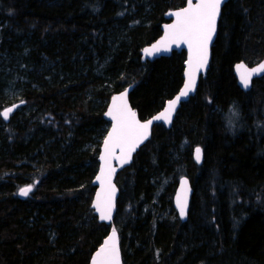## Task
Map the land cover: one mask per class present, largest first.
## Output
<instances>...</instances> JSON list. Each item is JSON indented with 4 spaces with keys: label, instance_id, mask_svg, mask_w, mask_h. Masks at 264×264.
Listing matches in <instances>:
<instances>
[{
    "label": "trees",
    "instance_id": "1",
    "mask_svg": "<svg viewBox=\"0 0 264 264\" xmlns=\"http://www.w3.org/2000/svg\"><path fill=\"white\" fill-rule=\"evenodd\" d=\"M186 2L0 0V54L25 53L31 68L19 98L0 93V264H90L113 227L123 264H264V77L244 92L234 73L264 60V0L225 5L197 94L118 174L113 226L91 208L112 95L133 86L146 120L183 85L185 52L143 63L142 50ZM184 176L193 195L183 223L173 198Z\"/></svg>",
    "mask_w": 264,
    "mask_h": 264
},
{
    "label": "snow or ice",
    "instance_id": "2",
    "mask_svg": "<svg viewBox=\"0 0 264 264\" xmlns=\"http://www.w3.org/2000/svg\"><path fill=\"white\" fill-rule=\"evenodd\" d=\"M223 0H197L193 4V0H187V7L175 12L176 21L168 27V33L164 40L152 45L150 49L144 51L151 55L154 52L168 51V45L173 43H186L190 50L191 56L189 58V71L187 73V80L179 94L171 101L168 102L167 107L153 119L170 123L172 114L176 110V105L182 98L187 97L189 93L194 91L196 87V73L204 68L208 63V48L212 40V36L216 31L217 18L220 14V7ZM244 69L240 73V80L245 88L250 84L251 77L257 72H264V63L260 64L258 68L248 71L243 64L237 65V70ZM122 103L119 106L114 105L113 111L109 112L114 120L117 121L108 139L105 141L106 152L110 148L121 147V152H124L127 146V157L123 160L124 163L128 162L130 154L135 150L138 143L147 138L149 126L152 120L141 123L137 120L135 112L127 107L124 102V95L116 98ZM13 108H9L2 113L4 119L9 117ZM235 114V113H234ZM230 127L231 122H230ZM196 160L201 159V149L196 148ZM106 159V157H102ZM101 179V177H97ZM187 183L186 181L184 182ZM32 191V186H28L20 190V195L27 196ZM114 192V188L111 189ZM97 209L101 212V220L111 219V195H109L104 208L100 204L96 205ZM186 204L180 203V214L184 216ZM92 264H119V251L116 245V231L112 230V235L109 241L105 243L96 254Z\"/></svg>",
    "mask_w": 264,
    "mask_h": 264
},
{
    "label": "water",
    "instance_id": "3",
    "mask_svg": "<svg viewBox=\"0 0 264 264\" xmlns=\"http://www.w3.org/2000/svg\"><path fill=\"white\" fill-rule=\"evenodd\" d=\"M230 0H223L221 7H220V14L217 18V24H216V31L212 36V40L209 43V48H208V63L207 65L200 69L197 73H196V87L194 89V91H192L191 93H189V95L187 97H184L181 99V101L176 105V110L175 112L172 114V118H171V122H165L163 120L157 121L154 120L153 118L157 115H159L166 107L169 101L173 100L181 91V89L183 88L184 83L187 80V73L189 71V58L191 56L190 50L188 48V45L186 43L180 42L178 44L173 43V44H169L168 45V51H160V52H154L153 54L149 55L147 54L144 50L145 49H150L152 47V45L157 44L158 42L164 40L165 36L168 33V27L172 24L175 23L176 21V17H175V12L182 10L183 8L187 7V2L186 5L183 8L177 9V10H173V11H169L166 13L165 18L168 21L167 23L162 25V35L155 41L153 42L151 45L146 46L143 50H142V62L143 63H147V62H153L157 59H161V58H170L174 53H182L185 52L186 53V63H185V70H184V74H183V85L180 89V91L170 100H167L164 107L162 108L161 111H159L158 113H156L155 115H153L150 118H147L146 120H142L140 118L139 112L136 108H134L130 102V94L133 91V86H129L127 87L125 90L116 93L114 95H112V97L110 98V101L108 103L107 109L104 113V119L106 120V122H108L109 124V128L107 131V134L103 140L102 146L100 148V153H99V157H98V162H99V167H98V171L97 174L94 177V180L92 182L93 187H95L96 191L94 194V198L92 201V210L94 211L95 216L98 219V222L101 224H106L107 226H113L114 224V220H115V216L118 210V200L120 197V190L116 184V178L118 176V174L120 172H122L123 170H125L126 168L130 167L134 161V157L135 155L140 151V149L146 145L153 136V128L155 127V125H163L165 126L168 130H170L174 124V121L176 119V116L178 114V112L180 111L182 105H184L185 103H188L191 98H193L198 91V87L200 84V81L202 78L206 77L208 70L210 68L211 65V60H212V48L214 46V43L216 41L217 35H218V27H219V21L222 15V11L223 8L225 7V5L229 2ZM197 2V0H193V4H195ZM264 63V60H262L261 62L250 66L248 65L246 62H240L237 63L234 67V73L238 82L239 87L244 91V92H249L251 91L252 87H253V82L257 79H261L264 77V72H257L256 74H254L251 77V81L250 84L247 88H245L240 80V73L242 71H244V69L241 70H237V65L243 64L245 66V69H247L248 71H251L252 69H256L258 68V66L260 64ZM121 95H124V102H126L127 107L129 109H131L132 112H135L136 114V119L139 120L141 123H145L149 120H152V124L149 126L148 129V134H147V138L143 139L142 142L138 143L137 146L135 147V150L131 152L130 154V158H128V162L124 163L123 160L127 157V146H125L124 148V152H121V147L117 146L114 148H110L109 152H106L105 150V141L108 139L109 137V133L112 132L113 127L116 125L117 121L114 120L112 118L111 115H109V112L113 111L114 109V105L119 106L122 102L116 98L120 97ZM22 104L21 103H16L13 105L8 106L7 108H5L3 110V112L9 108H13V111L9 114V117L7 119H4L3 116L2 118L8 122L11 117L21 108ZM2 112V113H3ZM197 148V147H196ZM195 148V149H196ZM201 149V159L199 161L196 160L195 156V149L193 152V159L194 161L198 164L201 165L204 161V155H203V150L201 147H198ZM102 157H106V159H102ZM97 177H101V179H97ZM187 182L186 184L184 182ZM26 188V187H24ZM114 188V192L111 191V189ZM23 189V188H22ZM21 190V189H20ZM20 190L18 192V198H20L21 200H26L33 192V188L32 191L29 192V194L27 196H22L20 195ZM109 195H111V219L110 220H101L100 219V215L101 212L97 209L96 205L99 203L101 208L105 207V204L107 202V199L109 197ZM193 195V189H192V185H191V181L188 177L184 176L180 179L179 181V185L178 188L176 190V193L174 195V199H173V207L176 210L179 219L181 222H186L188 219V214H189V210H190V204H191V198ZM184 202L186 204L185 207V214L184 216H181L180 214V203ZM115 229L114 227L111 229V231L109 232L108 236L104 239V241L102 242V244L98 247V249L96 250V252L93 254L92 259H91V263L93 262V259L95 258V254L102 248L104 247L105 243L109 241V237L112 235V230ZM116 231V245L119 251V264H123V258H122V252H121V246H120V238H119V234Z\"/></svg>",
    "mask_w": 264,
    "mask_h": 264
},
{
    "label": "rangeland",
    "instance_id": "4",
    "mask_svg": "<svg viewBox=\"0 0 264 264\" xmlns=\"http://www.w3.org/2000/svg\"><path fill=\"white\" fill-rule=\"evenodd\" d=\"M126 39V32H121L120 40ZM22 56L12 55L8 53L0 54V93L6 102H10L20 97L24 83L28 80L27 72H29V60ZM111 60V59H109ZM98 66L97 72L103 75L108 61Z\"/></svg>",
    "mask_w": 264,
    "mask_h": 264
},
{
    "label": "bare ground",
    "instance_id": "5",
    "mask_svg": "<svg viewBox=\"0 0 264 264\" xmlns=\"http://www.w3.org/2000/svg\"><path fill=\"white\" fill-rule=\"evenodd\" d=\"M20 103V102H19ZM23 102H21V104H22ZM23 105V104H22ZM8 107V106H7ZM19 111V110H18ZM2 114V113H1ZM181 179V178H180ZM179 185V184H178ZM118 186V185H117ZM178 188V187H177ZM176 193V192H175ZM174 199V198H173ZM180 220V219H179ZM116 229V228H115Z\"/></svg>",
    "mask_w": 264,
    "mask_h": 264
}]
</instances>
